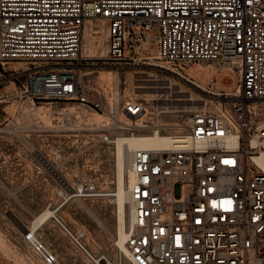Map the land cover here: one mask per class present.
I'll use <instances>...</instances> for the list:
<instances>
[{
  "label": "built area",
  "instance_id": "built-area-1",
  "mask_svg": "<svg viewBox=\"0 0 264 264\" xmlns=\"http://www.w3.org/2000/svg\"><path fill=\"white\" fill-rule=\"evenodd\" d=\"M95 19L104 21V53L82 56L81 32ZM147 39L155 41L154 54L140 53ZM96 58L114 68L140 63L164 71L169 91L155 113L161 122L142 119L138 99L119 106L114 93L116 106H107L87 78ZM193 62L213 69V77L234 73L237 84L223 90L227 82L217 87L212 77L201 85L178 68ZM169 78L227 100L228 113L173 104ZM0 79L16 81L30 105L68 103L59 110L65 121L107 112L110 122L98 133L106 144L119 132L166 140L130 150L121 259L90 250L83 230L71 231L55 213L70 198L103 196L92 181L75 183L52 206L51 223L90 264L264 263V168L251 159L264 149V0H0ZM251 103L259 104L256 111ZM119 112L126 124L117 125ZM84 126L100 128L94 121ZM22 239L42 264H59L28 230Z\"/></svg>",
  "mask_w": 264,
  "mask_h": 264
},
{
  "label": "rangeland",
  "instance_id": "rangeland-1",
  "mask_svg": "<svg viewBox=\"0 0 264 264\" xmlns=\"http://www.w3.org/2000/svg\"><path fill=\"white\" fill-rule=\"evenodd\" d=\"M91 26L95 29L91 30ZM103 31V20L85 22L80 37L82 56L88 55V46L93 48V56L98 55L99 46L105 45ZM155 51L156 44L153 39L141 41V54H154ZM129 53L130 50L126 49L125 54ZM92 61L91 71L87 75L88 82L101 92L107 106H116H113V94L116 91L117 98L121 99L119 106L122 99H138L146 109L142 119H152L153 122L158 119L155 113L166 102L163 97L169 91L164 86L165 79L168 78L164 71L154 72L153 67L140 63L114 68L100 62L98 58ZM16 64L20 63L8 62L5 65ZM178 68L181 73L201 85L209 84L214 73L210 67H201L195 62L188 67ZM114 72L117 73L115 85L111 83ZM150 75L154 77H149ZM131 76L135 80H132L133 83L130 82ZM224 77L229 78L227 83ZM150 78H156L157 81H149ZM169 80L173 84L171 97L195 99L172 100L173 104L202 105L211 112L228 113L230 103H224L227 100H217L214 93L201 90L180 79ZM221 82L226 83L222 86L223 90H232L237 84V77L234 73L221 71L213 77V83L219 87ZM180 90H185V95ZM66 104L68 103L41 101L30 105L16 81L0 79V264H32V261L34 264H42L40 258L22 239L26 230L23 228L30 224L38 212L54 206L65 190L63 184L49 172L39 157L46 160L70 186L79 181H92L100 191H113L115 188L114 143L106 144L98 139V133L104 129L103 125L110 122L105 114L107 112L96 113L89 110L85 119L71 118L65 121L59 110ZM250 106L258 108L259 104L252 103ZM67 108L70 110L71 106ZM37 111L41 112L40 120L34 119ZM165 117L168 119V116ZM118 118L121 122H128L120 112ZM11 121L18 124V129L9 130L7 124ZM91 121L100 128L87 129L84 123ZM34 122L36 123L32 124ZM28 124L32 126H27ZM112 199V196L105 195L84 199L70 198L55 210L71 231L82 229L85 232L86 236H83L82 241L90 250L103 251L110 258H114L117 250L114 245L116 207ZM34 232L55 254L60 264H90L49 218L37 226Z\"/></svg>",
  "mask_w": 264,
  "mask_h": 264
},
{
  "label": "bare ground",
  "instance_id": "bare-ground-1",
  "mask_svg": "<svg viewBox=\"0 0 264 264\" xmlns=\"http://www.w3.org/2000/svg\"><path fill=\"white\" fill-rule=\"evenodd\" d=\"M94 29L95 28H93L92 30H94ZM99 47H100V49H99L100 51H99L97 56L102 55L104 53V50H105L104 46L100 45ZM94 50H96V48ZM87 54H88L87 56L93 55V48H91L90 46H88V48H87ZM149 77H154V76L150 75ZM223 79L226 82L229 81L228 77H224ZM116 80H117V73L114 72L111 83H113L115 85ZM132 80H134L133 76H131V79H130L131 83H133ZM149 81H157V79L156 78H150ZM107 85H109V84H107ZM141 88H146V87L141 86ZM110 91L113 93L112 89ZM179 92L183 93V92H185V90H180ZM114 93H117V92L115 91ZM183 95H185V94L183 93ZM171 99L181 100V101L182 100H195L192 97H172ZM114 104H113V106H115ZM203 104H205V103H203ZM250 105H252V103L249 104V107L251 108ZM251 109L254 111L257 110V108H253V107ZM96 113H98V112H96ZM40 117H41V112L37 111L34 119L40 120ZM103 119L105 120L106 118H103ZM158 122H161V121L159 119L155 120V123H158ZM122 124H126V123L117 120V125H122ZM162 124H172V122H165ZM165 144H166L165 139H163L162 137H160L157 134H152V133L127 135V134L119 132V133H117V136L114 139L113 145H114L115 163H116V165H115V181H114L115 182V188L113 191L107 190V191H103L101 193L104 194L105 196H112L113 199L111 201L115 204V207H116V210H115L116 211V213H115L116 214V227H115V233H114V245L117 248L115 256L118 255L119 259H121V257L123 256L124 253L126 254V249H125V246L123 244L124 233H125V229H124L125 217H126L125 215H127V214H125V203L127 202V199H128L127 191L125 188V168L127 166V162H128L129 156H130V150L134 147H137V146H161V145H165ZM251 159L260 168H264V149L259 150L258 153L252 154ZM39 160L49 170V172L52 173L63 184L64 190H66V193L62 194V195L65 196L67 193L68 194L71 193V189H70L71 186L69 184H67L66 182H64L62 180V178H60L57 175L55 169L52 168L46 162V160H44L42 157H39ZM59 193L61 194V191H59ZM52 210H53V207L52 208L51 207L44 208L41 212H38V214L33 217V220L30 222V224L27 226H24L23 229L28 230L31 233V235L34 236L35 235L34 231H35L36 227L41 225L43 222H45L49 218L50 214L52 213ZM84 235H85V232H84ZM0 242H1V238H0ZM32 264H34L33 261H32Z\"/></svg>",
  "mask_w": 264,
  "mask_h": 264
},
{
  "label": "crops",
  "instance_id": "crops-1",
  "mask_svg": "<svg viewBox=\"0 0 264 264\" xmlns=\"http://www.w3.org/2000/svg\"><path fill=\"white\" fill-rule=\"evenodd\" d=\"M216 86V85H215ZM66 237V236H65ZM59 263V262H58ZM60 264V263H59Z\"/></svg>",
  "mask_w": 264,
  "mask_h": 264
}]
</instances>
